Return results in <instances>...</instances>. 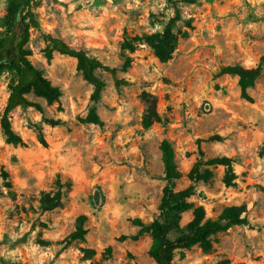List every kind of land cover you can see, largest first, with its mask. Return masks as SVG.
Masks as SVG:
<instances>
[{
    "label": "rangeland",
    "instance_id": "rangeland-1",
    "mask_svg": "<svg viewBox=\"0 0 264 264\" xmlns=\"http://www.w3.org/2000/svg\"><path fill=\"white\" fill-rule=\"evenodd\" d=\"M5 12L0 0V17ZM34 12L40 29L30 30L29 58L62 95L53 103L27 95L42 109L13 110L14 129L26 142L15 145L7 142L1 126L11 73L0 76V264H157L149 254L150 234H139L134 219L150 222L159 214L165 186L159 145L165 138L183 173L178 190L191 183L188 174L199 149L204 159L233 158V186L225 184L223 166H212L214 176L197 182L190 200L213 218L227 206L245 205L249 219L217 234L209 252L199 246L178 250L175 263L264 264V0H198L184 6L193 27L182 25L189 36L180 37L166 60L143 42L134 52L122 47L127 36L163 28L173 15L164 0H37ZM43 32L116 67L128 83L117 88L110 73L97 71L107 86L94 104L93 87L75 58L59 52L47 58ZM15 55L13 38L4 57ZM128 55L132 65L123 70ZM231 64L262 65L249 89L252 100L241 96L238 76L220 73ZM143 92L156 98L159 120L149 126L143 124ZM93 105L102 126L83 121ZM59 178L71 182L63 187V205L44 211L42 193L56 192ZM83 214L86 241L65 247L63 240ZM192 217L191 210L184 212L180 224ZM109 246L111 255H105ZM83 248L96 254L86 259Z\"/></svg>",
    "mask_w": 264,
    "mask_h": 264
},
{
    "label": "trees",
    "instance_id": "trees-1",
    "mask_svg": "<svg viewBox=\"0 0 264 264\" xmlns=\"http://www.w3.org/2000/svg\"><path fill=\"white\" fill-rule=\"evenodd\" d=\"M5 14L0 17V76L5 72L11 73L8 84L9 96L6 106L1 115V126L7 142L15 145H26L24 138L14 129L12 122V112L17 107H36L42 109L39 103L29 99V93L44 97L49 103L60 99L61 88L52 83L45 76L42 69L35 66L31 60L32 50L28 46L30 41V30L33 27L40 29V22L34 12V4L37 0H4ZM173 9V15L161 30L143 33L133 37L127 36L122 44L124 50L134 52L139 43H146L155 54L162 60L169 59L179 44L180 37H188L189 31L182 30V25L192 28L191 18L183 15V7L197 4L198 0H164ZM43 37L47 43L46 56L49 60L53 58L54 52L71 56L77 61V69L81 71L84 79L89 82L93 91L91 100L94 104L99 102L102 93L107 86V82L97 75V71H105L111 74L117 88L128 83L125 78L118 74V69L105 64L99 58L90 55L86 50L74 47L59 37L49 32H43ZM15 38L16 55L10 59L4 57V52L10 41ZM132 65V57L127 56L123 70H127ZM222 74H232L238 76L241 96L247 100H252L249 89L252 88L262 73V65L255 68H247L240 64L224 65L220 69ZM142 101L146 104L143 117V124L149 126L154 120H159L156 111V98L148 92L141 94ZM85 122H92L102 126L103 120L97 113L96 106L93 105ZM51 125H58L60 120H48ZM215 136H212L213 139ZM38 139L45 147L48 146L45 133L42 128H38ZM159 148L162 153L164 166L165 186L159 204V214L150 222H145L141 218H135L134 223L140 227L139 234L148 233L152 243L149 249L150 256L157 264H176L175 253L181 249H189L199 246L203 251L209 252L214 245V237L235 225H247L249 219L245 205H230L223 209L216 218L207 216L205 207L195 204L190 198L196 192V183L199 181L208 182L213 176L212 166H223L224 182L227 186L236 183V172L234 160L229 156H214L204 159V152L199 149V158L192 166L188 177L191 183L182 189H176V181L183 176L182 171L176 161L173 144L168 139L160 142ZM5 177L8 176L4 171ZM10 186V182H7ZM59 188L56 192H43L40 198V207L44 211L53 210L63 205L64 186H70L71 182L63 183L58 179ZM192 211V219L185 225L180 224L182 214ZM86 216L80 215L77 225L64 240L67 247L75 241H86L88 229L85 226ZM171 231L177 232L176 236L170 235ZM135 239L138 235L133 236ZM111 246L105 255H111ZM84 257L92 258L96 251L92 248H83Z\"/></svg>",
    "mask_w": 264,
    "mask_h": 264
}]
</instances>
